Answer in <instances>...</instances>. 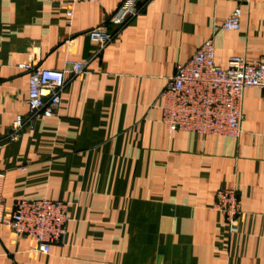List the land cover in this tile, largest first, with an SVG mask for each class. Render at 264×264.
Returning <instances> with one entry per match:
<instances>
[{"label":"crops","instance_id":"obj_1","mask_svg":"<svg viewBox=\"0 0 264 264\" xmlns=\"http://www.w3.org/2000/svg\"><path fill=\"white\" fill-rule=\"evenodd\" d=\"M124 0L79 2L72 17L45 0H0V131L28 113L29 73L62 69L58 114L0 149L2 213L18 199L68 203L67 238L49 254L0 222V264H264V97L247 87L239 137L170 131L160 94L178 63L213 38L215 62L264 58V0H141L145 7L97 55L86 32ZM242 10L238 30L222 28ZM236 188L231 232L214 207Z\"/></svg>","mask_w":264,"mask_h":264},{"label":"built area","instance_id":"obj_2","mask_svg":"<svg viewBox=\"0 0 264 264\" xmlns=\"http://www.w3.org/2000/svg\"><path fill=\"white\" fill-rule=\"evenodd\" d=\"M45 1L58 4L72 17L77 3L97 0ZM144 7L141 0H124L106 23L89 29L86 35L97 45L96 54L118 37L122 28ZM241 16V8H235L222 28L240 29ZM85 66V62L73 60H66L62 69L37 65L34 59L21 63L19 68L29 73L28 113L16 115L7 134L2 135L0 131V149L18 140L24 129L33 128L37 119L57 115L69 79L81 76ZM247 87L261 89L264 97V58L248 60L233 55L227 66L222 67L215 62V43L209 38L187 62L178 63L174 74L168 78L160 94L162 122L170 131L239 137L243 131V97ZM2 177L4 173L0 172ZM2 206L0 193V222L7 224L15 237L33 240L37 252L49 254L54 244L65 243L70 221L67 202L48 198L18 199L10 213H2ZM214 207L224 214L231 232H236L243 215L238 190L220 189Z\"/></svg>","mask_w":264,"mask_h":264}]
</instances>
